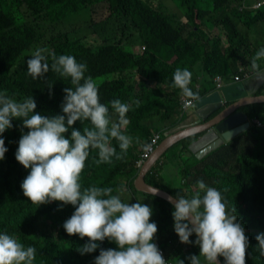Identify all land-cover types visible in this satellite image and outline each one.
Instances as JSON below:
<instances>
[{
  "label": "trees",
  "instance_id": "trees-1",
  "mask_svg": "<svg viewBox=\"0 0 264 264\" xmlns=\"http://www.w3.org/2000/svg\"><path fill=\"white\" fill-rule=\"evenodd\" d=\"M101 0H57L64 8H67L69 16L72 12L79 8H85L89 3L100 2ZM107 2L108 8L112 15L139 14L141 18H156L160 22L159 33L165 34L169 31V20L161 9L155 7L149 0H104ZM186 10V16L190 28L194 31V36L201 41L206 36L213 34L214 30L229 39V48H224L221 38L212 41H205V52L199 50L198 46L192 45L189 39L185 37H175L171 42V52L177 58V63L154 62L152 69L148 70L145 66V59L126 51L122 45L115 44L107 47H99L93 49L85 46L79 41L72 42L69 36L61 34L48 43L47 52L48 63L51 65V54L57 57L60 55H72L77 62L85 63L87 71L85 76L93 77L99 88V96L102 103L109 104L114 99H119L122 103L131 105L130 111L127 113L129 124L126 128V134L133 138V143L123 156V159L117 160L115 157L112 163L97 164L98 156L95 151L91 153L86 161L85 169L81 174V183L84 187L91 185L99 187H112L114 190L119 188L118 178L123 173H127L128 184L123 186L131 188V192H136L134 181L138 175V168L135 162L144 152L145 144H150L154 132L152 127L145 122L160 118L168 127H162L157 132L165 133L176 126V122L180 116H183L184 110L180 106H172V101L183 99L180 89L173 86V74L177 68H189L197 58L206 60V56H211L221 65L218 68H207L209 75V83L202 89H195V80L192 77L189 87L194 93H198L200 98L210 94L215 89V78L218 75L214 69L223 70L229 68L234 75H245L248 70L240 71L241 68L247 67L245 64V54L242 53L243 45L237 37V29L229 25V22L221 20L214 24L212 15L221 8L219 0H174ZM24 4H29L33 9L40 8L39 0H0V92L11 91L16 92L22 89L28 96H33L36 100L43 104L37 113L44 116H55L63 114L61 105L64 101V88L72 87L70 78H62L58 73L49 71L44 74L43 78L33 79L27 69L24 73L11 74L12 69L16 66L20 57L33 45L36 41L37 33L32 27L26 25L21 26L20 23H27L26 20L13 16L19 15V11H10L8 17L5 11L10 8H20ZM235 16L243 18V24L252 29L259 23H264V6L258 10H245L239 13L236 9L232 10ZM60 17L59 19L63 18ZM229 31H228V29ZM235 28V29H234ZM225 36V37H226ZM234 37L236 41L231 38ZM245 40V39H244ZM146 52V51H145ZM209 53V54H208ZM253 55V54H251ZM196 58V59H193ZM264 60V59H262ZM262 60L260 61V69H262ZM181 62V63H180ZM215 66V68H214ZM241 67V68H240ZM252 70L251 66L248 67ZM138 69L144 77L143 82L147 84H156L151 92L146 93L143 98H136L135 87L127 86L124 74L129 70ZM253 71V70H252ZM117 75L118 78L103 83L102 78ZM147 79V80H146ZM51 93V94H50ZM259 95L264 94V84ZM186 98V97H185ZM139 100L140 105L136 107L134 101ZM246 110V111H245ZM110 108V112H111ZM244 111L248 117L256 120H264V103L247 106ZM118 118L113 115V119ZM171 120L169 124L168 121ZM22 119H13V127L10 129L9 139L7 140V154L10 161L6 165V171L0 170V234L7 233L14 236L25 247L33 246L36 249V256L33 264H94L95 257L99 255L100 249H116L117 245L105 239L100 243V247L93 253L80 254L77 248L88 242V238L83 239L79 235H68L63 228L64 222L71 217L75 211L72 205H63L62 202L53 201L51 203L36 205L23 195L21 183L29 174L30 169H25L15 158V153L19 145L22 134H26L28 129L22 128ZM91 127L89 121L82 124L77 121L72 128L83 132V127ZM66 133V138L70 137L71 130ZM176 129V128H175ZM174 129V131H175ZM264 130L252 127L242 135L234 138V144L238 148L242 147L246 138L250 137L255 141L247 143V148L263 144L264 146ZM168 133V132H167ZM169 133H175L173 131ZM162 135V140L164 139ZM192 139L180 141L167 153L162 159L167 158L178 163V150H188ZM113 146L119 148L115 140L112 141ZM142 146L140 154L137 149ZM176 148V152H173ZM223 150V149H222ZM223 151L222 153H224ZM160 160V161H161ZM206 162V163H205ZM164 164V163H163ZM193 173L204 179L222 192V195L228 202L229 207L236 208L238 222L242 223L245 228V234L249 239V247L246 252V264H259L264 261L258 251L256 236L264 233V155L255 157L254 161L250 158L241 156L239 158L240 170L237 174L224 172V166L219 167L208 166L209 161H201L198 163ZM158 162L153 167V174L149 173L146 180L156 187H160L173 196L188 197L185 191H178L175 187L166 185L158 174L162 169ZM212 173L214 178H205L203 173ZM156 174H158L156 176ZM191 171L187 170V177L191 176ZM209 186V185H207ZM113 194H116L115 191ZM144 194V193H143ZM153 199L156 209V217L151 222L156 223L157 227L164 232L169 227L174 228V219L172 212L174 207L169 202L155 196L144 194ZM174 243L179 241L178 235L173 233L165 240L164 246L167 247L168 241ZM191 244H185L183 249L174 248L173 252L185 260L191 255H199L200 248L195 244L196 235L190 237ZM222 262L224 258L220 257ZM201 264L207 261L201 257ZM225 263V262H224ZM184 264H190L187 259Z\"/></svg>",
  "mask_w": 264,
  "mask_h": 264
},
{
  "label": "clouds",
  "instance_id": "clouds-1",
  "mask_svg": "<svg viewBox=\"0 0 264 264\" xmlns=\"http://www.w3.org/2000/svg\"><path fill=\"white\" fill-rule=\"evenodd\" d=\"M45 52V49L38 48L32 53L31 58L27 60V73L33 79L43 78L49 71L58 73L62 78H70L72 87H66L63 90L65 93L61 105L63 114L51 117L40 113L34 114L37 105L33 96L17 100L10 97L6 91L0 92V137L6 130L13 127V119H22V128L28 129L26 134L21 135L15 153L16 160L25 169H30L20 185L23 195L38 206L59 201L63 205L75 207L74 213L64 222L63 228L70 236L79 235L82 239L88 238L87 243L77 248L80 254L95 252L105 239L117 245L116 249L101 248L99 255L95 257L94 264H167V262L177 264L175 262L177 254L173 252V249H183L185 244H191L190 237L193 234L196 235L195 244L199 246L200 254L187 257L190 264H201V257L207 261V264H219L218 257L224 258V264H246L249 239L243 224L238 222L235 206L229 207L221 191L211 187L213 184L207 186L189 168L186 169H189L192 175L187 177L186 172L183 184L192 185L191 189L195 195L191 198L177 195L176 199L171 201L174 204L172 212L174 228L169 227L164 232L157 227L156 223L150 221L153 209L138 201L133 191H130V186L125 189L121 186L114 190L112 187L82 185L81 174L93 151L98 156L97 164H110L113 157L120 160L127 154L133 138L123 129L129 124L127 113L131 105L122 103L119 99H114L109 104L102 103L99 88L93 77L85 76L87 71L85 63L77 62L72 55L57 57L53 53L51 54L52 63L49 65ZM262 59H264V47L260 48L251 59V68L258 77H264V72L258 64V61ZM253 75L247 76L246 73L244 77ZM234 77L240 78V81L235 80V82H242L241 76ZM191 81L192 73L187 68L175 70L173 86L180 89L187 99L186 104L184 102L181 106L184 110L183 116L187 115V111L192 108L195 109L196 114L197 103L201 101L199 94L194 93L189 87ZM220 87L215 84L214 90ZM193 102H196L195 106L184 108V105L187 107ZM134 103L136 107H139V100ZM113 115L118 118L114 120ZM77 121L82 124L89 121L91 127L84 126L83 132L76 130L72 126ZM248 122L249 129L256 127L264 130V124L262 125L260 121L255 120L252 124L249 120ZM70 128H72L71 135L66 138L65 134ZM175 128L176 126L171 130H162L168 132L163 134L154 132L152 137L160 135L159 145L162 142V135L173 134L169 132L174 131ZM177 132L179 131H175ZM196 138H190L192 139L190 145ZM113 140L117 142L119 152L117 147L113 146ZM225 143L223 145L227 147L229 141ZM143 147L149 150L152 146L145 144ZM189 147L186 151L193 152ZM7 151L5 140L0 138V160L5 158ZM142 154L135 162L138 170L149 159L143 161L139 167L137 163L141 160ZM241 156L245 155L240 154L239 157ZM259 156L263 155L259 154ZM196 159L197 163H200L203 158ZM160 160L161 158L157 161L158 164L164 167ZM222 165L224 172L237 174L240 170V165H236L238 168L229 166L227 162ZM198 167H200L199 164ZM152 169L148 174L154 173ZM114 191L116 194H113ZM123 192H131L137 202H124L121 198ZM174 230L179 241L174 243L169 240L165 247V240ZM256 240L258 251L261 256H264V233L258 234ZM35 256V247H25L6 232L0 234V264H33ZM180 264H184V261L180 260ZM259 264H264V261Z\"/></svg>",
  "mask_w": 264,
  "mask_h": 264
},
{
  "label": "rangeland",
  "instance_id": "rangeland-1",
  "mask_svg": "<svg viewBox=\"0 0 264 264\" xmlns=\"http://www.w3.org/2000/svg\"><path fill=\"white\" fill-rule=\"evenodd\" d=\"M219 1L221 2L220 5L221 8L223 7V9H219L214 12L212 15V18H214L212 22L216 24L217 22H221V20H225V22H229V25L237 29L236 31L238 35L236 38L240 40L243 45L242 53L245 54V64L248 68L251 66V59L255 53L260 48L264 47V23H259L252 29H249L244 26L243 18L241 19L233 14L232 10L234 9H236L239 13H244L243 11L249 9L253 10L252 8L245 7L248 6L249 0ZM149 2L165 12L169 20V31L167 33L162 35L159 33L160 22L156 18L144 19L141 18L139 14H118L113 16L108 8L109 4L104 0H101L100 2L89 3L85 8L74 10L72 14L67 17L64 15L67 14L68 9L62 7L57 2V0H39L40 8L38 10L33 9L29 4H24L20 8L15 7L6 10V17L9 16L11 10L19 11V15L14 14L13 16H21V18H24L27 22L20 23V25L32 27L37 33L36 41L20 57L16 66L12 69L11 74L24 73V70L27 69V60L31 58L30 56L36 49H45V55H47L49 41L61 34L68 35L72 42L79 41L85 46L93 49L112 46L119 44L122 41V45L125 47L126 51L131 52L142 59H145V66L148 70L152 69L154 62L177 63V58L173 56L171 52V42L176 36L189 39L192 45L198 46L199 50L202 52L208 50L203 47V45H205V41L213 42L214 40H218L220 38L224 48L227 49L230 47L228 37L226 35L225 37L224 34L221 35L217 29L214 30L213 34L206 36L204 39H201V41L198 40L194 36V31L189 26L186 10L181 7L178 2L174 0H149ZM62 16L64 17L59 19ZM210 36L211 38H214V40H212ZM231 39L236 41L234 37ZM203 56L204 55H201L200 59L193 58L196 60L193 61V63L190 64L188 68L195 80V89L197 91L198 89L206 87L209 83L210 77L207 74V68H213L214 64L217 68L219 65H221L211 56H206V60L203 59ZM260 61H258V64ZM214 70L215 73L218 74L216 77L221 76L223 80L234 79V72L229 68L226 70H223V68ZM261 70H264V60H262ZM123 77L126 79L127 86L135 87L136 98L145 97L146 93L151 92L156 86V84H147L146 82L144 83V77L140 74L138 69L127 71ZM117 78V75H112L102 78L101 81L106 83ZM8 95L17 100H23L24 98L29 97L22 89H19L16 92L11 91L8 93ZM179 97L180 100L172 101L170 104L172 106H183L185 100L187 99L185 97L181 99L180 95ZM34 100L37 105L34 112L35 114L40 108L43 107V104L35 98ZM145 123L152 127L153 132L161 130L162 127H168L160 118H156ZM168 123L170 124L171 120H169ZM126 128L123 129L124 132H126ZM177 128L179 129L180 126ZM9 135L10 129L6 130L2 134V137H0L5 140V147H7ZM142 148L143 147L140 146L137 149V154H140ZM242 148L243 147H240V154L245 155L244 157L250 158V161H254L258 154L264 155L263 144L256 146L254 145L244 150H242ZM173 152H176V148ZM186 153L188 152L181 151V149L178 151V159L181 158L179 164L176 161L168 159L172 157H169L168 154L167 158L161 160L160 163H164V167L158 171V174L161 178H163L166 185H169L171 188L175 187L178 189V191H185L188 194L187 198H191L195 195L194 191L191 189L192 185L188 186L183 184V180L187 170L191 169L193 172L196 171L198 167V160L195 157L196 154L195 156H191ZM9 161L10 159L6 152L5 158L0 160L1 171H6V165ZM234 166L235 168H238V166ZM231 171H234V169H231ZM128 172L129 171H126L121 177L118 178L120 187L128 184ZM133 193L135 194L138 201L149 205L153 209V214L150 218V221L153 220L156 217V209L154 207L152 198L139 191H133ZM121 198L124 202H137V200L132 197L131 192H123Z\"/></svg>",
  "mask_w": 264,
  "mask_h": 264
},
{
  "label": "water",
  "instance_id": "water-1",
  "mask_svg": "<svg viewBox=\"0 0 264 264\" xmlns=\"http://www.w3.org/2000/svg\"><path fill=\"white\" fill-rule=\"evenodd\" d=\"M263 84L264 77L254 74L242 82L224 84L220 89L201 98L196 106V114L192 117V119H197L196 125L165 136L155 152L140 168L134 182L136 190L163 199L174 207L171 201H174L176 197L149 184L146 180L148 172L165 153L180 141L197 137L189 148L196 153V158L202 159L216 151L223 143L249 130V119L244 108L264 103V94H258ZM257 98L260 99L257 100ZM218 262L224 264L220 257H218Z\"/></svg>",
  "mask_w": 264,
  "mask_h": 264
},
{
  "label": "crops",
  "instance_id": "crops-1",
  "mask_svg": "<svg viewBox=\"0 0 264 264\" xmlns=\"http://www.w3.org/2000/svg\"><path fill=\"white\" fill-rule=\"evenodd\" d=\"M241 68V67H240ZM243 70H248L246 73H247V76L248 75H253L254 74V72L251 70V69H248L247 67H245V69L244 68H241L240 69V71H243ZM235 76V75H234ZM241 76V78H242V81L245 79V78H247V76L246 77H244V75H240ZM235 78V77H234ZM248 78H250V77H248ZM231 82H235V79H225V80H223L222 79V84L224 85V84H230ZM215 84L217 85V82L215 81ZM262 88V87H261ZM195 109H189L188 111H187V115H185V116H183V117H181V118H179L178 120H177V122H176V129H175V131L178 129L177 127L178 126H180V128L177 130V131H180V130H183V129H187V128H191V127H193L194 125H196V123H197V119L196 118H193L192 119V117H193V115L195 114V111H194ZM246 111V110H245ZM249 118V121H250V123L252 124L253 123V121H255L256 119H254V118H252V117H248ZM256 121H259V120H256ZM261 122V124L263 125L264 124V120L263 121H260ZM263 134H264V132H263ZM236 140V139H235ZM234 140V141H235ZM234 141H233V139L231 140V141H229V144H228V146L227 147H225V145H221L219 148L220 149H218L216 152H214V153H211V154H209V155H206L203 159H202V161H209V164H207L208 166H215V167H219L222 163H228L229 164V166H234V165H239V155H240V148H238V145H236V143L234 144ZM251 141H255V140H253V139H251L250 137H248V139L246 138V142H244V144L242 145V150H244V149H246L247 148V143L249 142V143H251ZM256 142V141H255ZM228 143V142H227ZM226 144V143H225ZM224 148V149H223ZM201 149H203V148H201ZM200 149V150H201ZM223 149V150H222ZM223 151H225L224 153H222ZM244 153H245V151H244ZM186 154H189V155H191V156H193L194 155V153L193 152H188V153H186ZM237 160V161H236ZM206 163V162H205ZM163 164V163H162ZM164 165V164H163ZM201 177V176H200ZM199 177V178H200ZM203 177H205V178H214L213 177V175H212V173L210 172V173H206V172H204L203 173ZM204 182H205V184L206 185H209V186H211L212 184L210 183V182H208V181H206V180H204V179H202ZM180 260H183V258H181L180 256H176V258H175V261H176V263L177 264H180ZM187 260V258L185 259V260H183L184 261V263H185V261ZM205 264H207V263H205Z\"/></svg>",
  "mask_w": 264,
  "mask_h": 264
},
{
  "label": "built area",
  "instance_id": "built-area-1",
  "mask_svg": "<svg viewBox=\"0 0 264 264\" xmlns=\"http://www.w3.org/2000/svg\"><path fill=\"white\" fill-rule=\"evenodd\" d=\"M263 6H264V0H249L248 6H245V7L246 8H252L253 10H258V9H261ZM235 80L236 81H240V78L236 77ZM216 82L218 84V87H220L221 86V77L220 76H218L216 78ZM186 101L187 100H185V104H186ZM195 104H196V102H193L192 104H190L187 107H185V105H184V108L188 109L190 107L195 106ZM159 141H160V135L157 134V135H155V137L152 139V142L150 143L151 146H152L151 149L145 150V152L141 156V160L138 161L137 164H138L139 167L142 165L143 161H145L148 158H150L151 154L154 152V150H155L156 146L158 145ZM167 264H169V263L167 262Z\"/></svg>",
  "mask_w": 264,
  "mask_h": 264
}]
</instances>
